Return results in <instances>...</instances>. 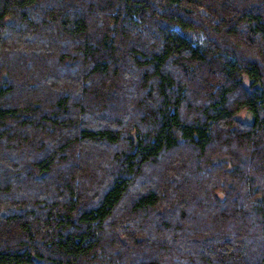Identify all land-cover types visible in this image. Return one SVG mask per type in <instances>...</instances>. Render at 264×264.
Here are the masks:
<instances>
[{"label": "trees", "instance_id": "1", "mask_svg": "<svg viewBox=\"0 0 264 264\" xmlns=\"http://www.w3.org/2000/svg\"><path fill=\"white\" fill-rule=\"evenodd\" d=\"M0 264H264V0H0Z\"/></svg>", "mask_w": 264, "mask_h": 264}, {"label": "rangeland", "instance_id": "2", "mask_svg": "<svg viewBox=\"0 0 264 264\" xmlns=\"http://www.w3.org/2000/svg\"><path fill=\"white\" fill-rule=\"evenodd\" d=\"M245 118H247V116H245Z\"/></svg>", "mask_w": 264, "mask_h": 264}]
</instances>
